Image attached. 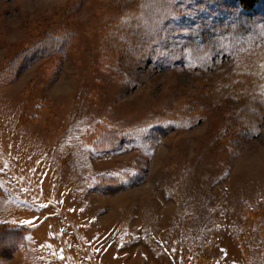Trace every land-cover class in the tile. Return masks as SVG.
Wrapping results in <instances>:
<instances>
[{
    "label": "rangeland",
    "instance_id": "obj_1",
    "mask_svg": "<svg viewBox=\"0 0 264 264\" xmlns=\"http://www.w3.org/2000/svg\"><path fill=\"white\" fill-rule=\"evenodd\" d=\"M241 2L0 0L1 264H264V124L235 120L264 101V0Z\"/></svg>",
    "mask_w": 264,
    "mask_h": 264
},
{
    "label": "trees",
    "instance_id": "obj_2",
    "mask_svg": "<svg viewBox=\"0 0 264 264\" xmlns=\"http://www.w3.org/2000/svg\"><path fill=\"white\" fill-rule=\"evenodd\" d=\"M139 1V0H138ZM255 2L253 0H242L241 4L246 8L250 9ZM139 5V2H124L122 3V7L129 10L134 9ZM221 21H218L215 23V29L219 28V31H216L215 33H218L221 35L225 31V25L221 24ZM237 118V119H236ZM235 120L241 123L242 128L248 127L251 128L253 126L258 125L259 127L264 124V101L261 99H255L252 100L250 103L245 104L243 108H240L239 114H237ZM237 131H240V128L237 129ZM20 229V228H17ZM15 231L16 229L13 228L11 225H8L7 223H1L0 224V238L4 239H10L11 237L10 232ZM14 236V235H13ZM15 239L12 238L11 242L7 244V242H1L0 241V264L3 260L7 259L9 255L14 251V245Z\"/></svg>",
    "mask_w": 264,
    "mask_h": 264
}]
</instances>
